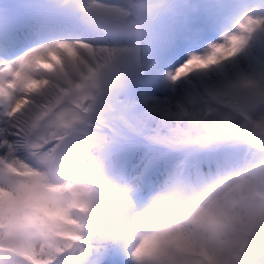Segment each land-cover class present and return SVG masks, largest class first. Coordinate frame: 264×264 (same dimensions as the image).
Here are the masks:
<instances>
[{
    "label": "snow or ice",
    "instance_id": "obj_1",
    "mask_svg": "<svg viewBox=\"0 0 264 264\" xmlns=\"http://www.w3.org/2000/svg\"><path fill=\"white\" fill-rule=\"evenodd\" d=\"M254 2L241 0L231 6L249 8ZM258 3L264 8V0ZM83 6L105 30L103 40L55 39L15 55L19 39L0 32V200L41 186L37 165L50 162L51 153L65 144L76 146L70 154L76 158L84 143L91 142L114 177L151 191L166 175L210 167L227 155L210 145L237 142L243 145L244 154L264 142V82L241 77L223 89L197 92L191 100L181 102L170 99L166 92L152 95L163 83L160 72H164L167 83L163 86L168 88L236 56L253 34L264 30V16H247L239 31L225 42L215 44L207 54H193L173 68L159 55L160 48L153 47L150 57L146 48L142 55L139 40L168 32L173 20L166 11L170 7L179 9L176 19L198 21L200 10H194L198 0L174 6L164 0H84ZM252 11L258 13L255 7ZM157 17L165 23H155ZM81 50L91 60L104 62L97 67L118 66L122 58H129L136 65L135 78L121 93L101 100L81 87H60L58 82L30 74L52 72L63 78L64 57L87 64ZM153 60L158 61L155 67ZM49 89H55V94ZM133 110L150 154L140 156V163L134 164L139 153H130L124 168L127 146L121 138ZM251 255L257 264H264V252ZM21 256L26 264H68L69 260L71 264H128L116 249H100L83 238L68 239L39 253L25 251Z\"/></svg>",
    "mask_w": 264,
    "mask_h": 264
},
{
    "label": "clouds",
    "instance_id": "obj_2",
    "mask_svg": "<svg viewBox=\"0 0 264 264\" xmlns=\"http://www.w3.org/2000/svg\"><path fill=\"white\" fill-rule=\"evenodd\" d=\"M164 2L174 6L188 0ZM240 2L198 0L194 10ZM166 11L171 25L182 21L176 19L179 9ZM256 14L264 16V8L257 13L250 6L227 37ZM154 22L165 23L159 17ZM160 43L161 35H145L139 40L141 54L147 48L150 57ZM80 55L87 64L63 58V78L52 72L30 74L60 87H81L101 100L121 93L135 78L136 65L129 58L118 66L97 67L104 62L91 60L83 50ZM75 147L65 144L51 153L50 162L37 165L41 186L0 200V264H26L25 251L39 253L79 238L116 249L128 264H257L251 253L264 252V142L244 154L222 156L210 167L166 175L140 199L143 189L108 172L91 142L73 158Z\"/></svg>",
    "mask_w": 264,
    "mask_h": 264
},
{
    "label": "rangeland",
    "instance_id": "obj_3",
    "mask_svg": "<svg viewBox=\"0 0 264 264\" xmlns=\"http://www.w3.org/2000/svg\"><path fill=\"white\" fill-rule=\"evenodd\" d=\"M1 1L7 3L4 6L5 8L3 10L1 9V13L6 15V20L5 25H3V23L0 27V32L16 36L20 41V46L23 48L26 45L25 48L27 49L28 47H34L37 44L47 43L55 39H84L95 43L103 40L106 36L105 30L100 24L93 17L87 15L88 13L83 6L84 0H77V3L69 1L67 8H71L73 3L78 9V11L73 9L72 12H67L66 9L64 11L59 10L58 7H49L48 4L45 3L43 4V7H37V13L32 14L29 12V17H32L29 23L20 20L16 13L13 12L12 7H18L15 0H0V2ZM35 1L36 0H25L27 5L29 2H31L32 5H36V3L40 2ZM63 1L65 2V0H58V2ZM225 6L226 5L218 6L215 4H209L207 11L201 8V18L198 21L192 22L182 20L180 23H177L180 24L184 30H187V43L182 42L183 40L179 39L178 33H172L168 29L166 35L162 37V45L158 47L162 49V52L159 53V55L174 68L176 65L187 60L191 55L207 54L215 44L225 42L232 26L224 24L220 29H215L218 26L213 23V20L217 18L218 14L223 12ZM251 7H255L256 10L259 11L260 5L258 0H255ZM246 10H248V8H238L235 13L240 15ZM21 11L31 10L29 7H22ZM76 14L77 16L75 17L74 15ZM236 18L237 16L235 17V20ZM220 20L222 21L223 19ZM175 26L176 24L172 27L175 28ZM18 30L20 33L19 36H17ZM210 32H213V36ZM28 34L31 36L27 37ZM182 35L184 34H181L180 36ZM193 35H196L199 38H207L205 43L198 49L192 48L191 46ZM186 38L187 35L184 39ZM25 48L17 55H20L25 51ZM157 62V60H153V67L156 66ZM165 71H167V69H165ZM159 77L163 83L157 93H153L152 95H158L165 92L170 93L169 98H175L177 102L185 101L186 98L191 100L195 93L192 94V98H188L189 93L191 92V89H200L198 84H200V86L202 84L203 87L201 88L205 90L204 92H208L223 89L241 77H248L258 83L264 82V30L253 34L249 43L236 56L231 57L218 65H214L212 69L195 74L194 78H189L182 84L171 85L168 88H164L163 84L167 83V81L164 80V72H160ZM130 116H136L134 110L131 111ZM220 144L224 147L232 146L230 145L232 143L229 140L215 143L216 146H220ZM126 146L127 150L131 149L135 153H139L134 161V164H139L140 156L143 155V147L138 150L137 147H132L133 145L128 144ZM211 146L212 145L209 147ZM123 167H128V161ZM140 198L142 197L140 196L138 199Z\"/></svg>",
    "mask_w": 264,
    "mask_h": 264
},
{
    "label": "trees",
    "instance_id": "obj_4",
    "mask_svg": "<svg viewBox=\"0 0 264 264\" xmlns=\"http://www.w3.org/2000/svg\"><path fill=\"white\" fill-rule=\"evenodd\" d=\"M57 3H58L57 0H54V4H49V3H47V4H48L49 7H55V8H57ZM130 122H131V124L133 126L137 127V120L136 119L130 120Z\"/></svg>",
    "mask_w": 264,
    "mask_h": 264
}]
</instances>
